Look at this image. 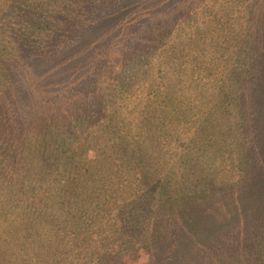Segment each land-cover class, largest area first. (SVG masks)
Returning <instances> with one entry per match:
<instances>
[{
    "label": "trees",
    "instance_id": "16d2710c",
    "mask_svg": "<svg viewBox=\"0 0 264 264\" xmlns=\"http://www.w3.org/2000/svg\"><path fill=\"white\" fill-rule=\"evenodd\" d=\"M76 1L0 0V264H264V0H91L34 54Z\"/></svg>",
    "mask_w": 264,
    "mask_h": 264
},
{
    "label": "rangeland",
    "instance_id": "374dc122",
    "mask_svg": "<svg viewBox=\"0 0 264 264\" xmlns=\"http://www.w3.org/2000/svg\"><path fill=\"white\" fill-rule=\"evenodd\" d=\"M91 0H77L75 2L74 5H72L71 7H67L68 12H63V15L66 17L64 20V23L62 22L63 20L59 19V18H55L51 20L50 27L51 29L46 32L43 29L44 28H48L49 26L41 24L42 28L38 29L37 31H34V34L32 36V41H28L26 39L27 45L33 47V51L34 54H36L40 49L43 48H47V46L49 45L48 42H54L52 44L54 47L55 46H61L60 43H64V44H72L73 43V37L79 33V32H85V30L90 26V24L95 23L98 18H97V14L96 11L95 13L94 11V7L90 6L87 2H89ZM66 7V6H65ZM69 19V20H68ZM21 39V38H20ZM13 42L16 44V48H14L13 50H11V54L12 55L10 58H8V62H2L0 59V63L2 64H7L10 67H15L13 66V64L15 63L10 62L11 59H13L14 57L18 56L20 54V52L22 53L23 50L22 48H20L17 44V42L15 40H13ZM24 42V43H26ZM2 54H5L4 52H0ZM32 54V55H34ZM25 68V70L29 71L30 68L23 66ZM20 68L22 67H18V65L16 66V70L18 71V73L21 76H24L25 72H22L20 70ZM0 67V71H3V73L7 74L9 69L7 67H4V69ZM31 78V77H30ZM8 82H6L7 84H14L15 80L11 79L8 80ZM8 87H10L8 85ZM260 157H263L260 155ZM219 193V191L217 192Z\"/></svg>",
    "mask_w": 264,
    "mask_h": 264
}]
</instances>
